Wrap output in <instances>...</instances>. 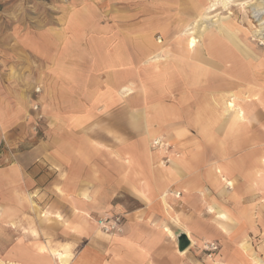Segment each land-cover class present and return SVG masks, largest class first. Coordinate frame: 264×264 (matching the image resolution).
Segmentation results:
<instances>
[{"label": "crops", "instance_id": "1", "mask_svg": "<svg viewBox=\"0 0 264 264\" xmlns=\"http://www.w3.org/2000/svg\"><path fill=\"white\" fill-rule=\"evenodd\" d=\"M116 1L129 3L128 20L116 14ZM211 1L75 0L60 27L22 30L1 46L0 264H61L56 251L69 254L68 264L262 260L264 106L248 96L258 91L264 101V52L248 43L259 56L253 62L212 58L209 46L225 44L212 29L203 37V62L186 53L179 37ZM155 53L165 58L158 69L148 61ZM239 65L243 79L232 72ZM38 84L44 91L35 95ZM129 84L131 95L121 91ZM226 91L241 95L249 115L237 143L227 125L206 137L189 123ZM138 112L180 119L168 118L149 139L131 123ZM219 165L234 189L218 177ZM112 215L123 218L120 234L98 228V219ZM182 234L190 243L184 251ZM203 242L219 243L215 261Z\"/></svg>", "mask_w": 264, "mask_h": 264}, {"label": "bare ground", "instance_id": "2", "mask_svg": "<svg viewBox=\"0 0 264 264\" xmlns=\"http://www.w3.org/2000/svg\"><path fill=\"white\" fill-rule=\"evenodd\" d=\"M232 2L237 3V0L236 1L235 0H212L210 2L209 6L204 9V12H202L198 16V18L195 20V23L192 24L191 23L192 21L190 22L195 27L193 28L192 26H190L192 28H189V29H187L188 28L187 27L186 28L187 30L183 34H181V36L179 37L180 40H182V38H184V41L186 42V50H185L186 53H188L191 57L197 58V59L201 60V62H203L202 61V55H201V50L203 49L202 38H203V36H205L207 34V32H209L212 29H215V31L217 32V35L222 36L221 38L224 40L225 44H223V45L217 44L219 47L216 48V50H215V48L213 49V46L212 47L209 46V55L212 58L216 57L218 59L220 58V59L226 60V61L239 60V61H244L246 63L247 62H253L254 59L259 58V56L248 45V43L243 42L235 32H233L225 24H223V22L220 20V18L217 17V15L216 16L212 15L213 13H215L218 4L228 6ZM243 6L251 8L253 10L252 12L254 14V17H256V18H259V16L261 14H264V1H262V0H247L245 3H243ZM216 17L218 19L214 21V19ZM259 21H260V19H259ZM261 22H263V20ZM211 24H217V26L214 28H211L209 30V26ZM258 33H259V35H264V24L261 23V26H260V29L258 30ZM157 44H159L160 46L163 45V40H161V39L158 40ZM261 45H264V44L261 43ZM160 51L162 52V55L166 56V58H168V56H169V58L172 57V53L169 52L168 50L164 49V47L161 48ZM122 59H123V57L122 58H116V66L119 65L120 60H122ZM260 59L264 60V58H260ZM210 60L212 61V59H210ZM148 61L151 62V65L154 66V68L158 69L159 63H161L162 61H165V58L163 60L159 53H155V54H152L148 58ZM121 63H123V62H121ZM244 68L245 67H243L242 65H239L237 68H235L232 71L234 77L237 76V77H239V79H243L244 76L246 75V71ZM199 73H200V75H206L207 74V73H205V69L203 67H200ZM263 80H264V77H263ZM227 83L229 84L228 81H227ZM134 90H135L134 86L131 84L125 85L124 87L121 88L122 92L128 93L127 95L133 94ZM238 96H241V95L238 94ZM238 96H236L235 92H233V91H230V92L226 91L223 94H221L219 96V98L217 97V99H216V97L211 98L210 102L207 103L208 105H205L204 107H202L200 109L201 110L200 114L196 116V119L189 121V123L195 124L197 127L201 128L202 134L206 137L208 135L211 136L209 129H211L213 126H219L221 128L222 126L224 127L227 125L228 126V128H227L228 136L233 139L234 143H237V141L240 139V134L242 133L243 128H245L246 123L249 122L248 121L249 120L248 111L246 108H244V106L241 103L238 102V99L239 100L241 99V98H238ZM248 98L255 100V101H258L259 103H261L264 106V101L260 97V92L257 91V92L251 93L248 96ZM241 101H244V100L241 99ZM245 102H247V101H245ZM168 118H171L174 120L180 119L179 115L178 116H169L166 114V112H163V113L161 112L158 114L156 113L152 117L144 116V113L141 114V112L133 113L130 115L131 123L134 125V127L138 130H143V131L145 130L149 139L152 138V136H155L154 135L156 133L155 129L157 127L161 128V126L168 121L167 120ZM151 129L153 132H150ZM261 163H262V165H264V156L261 158ZM215 172L217 173L218 177L221 176V178H222L221 180H223L227 184V186H229L231 189H234V187H235L234 181L226 179V177L223 175V169H222V167H220V165L215 166ZM141 195H143V194H141ZM218 213L222 218H225V215L222 211L217 212V214ZM227 232H228V230H227ZM193 243H194V241H192V244ZM71 244H72V242H71ZM245 248L248 249V246H246ZM39 250H40V252L44 253L46 251V248L40 247ZM61 251H63V250H61ZM54 253L58 254L60 256V260H61L62 264H68L69 263V261H70L69 254L66 251H64V252L56 251Z\"/></svg>", "mask_w": 264, "mask_h": 264}, {"label": "rangeland", "instance_id": "3", "mask_svg": "<svg viewBox=\"0 0 264 264\" xmlns=\"http://www.w3.org/2000/svg\"><path fill=\"white\" fill-rule=\"evenodd\" d=\"M246 1L247 0H237V3L232 2L228 6L218 4L215 13L212 15H217L223 24L235 32L244 42L253 44L255 48L264 52V45H261V43L264 44V35H259L258 33L261 23L264 24V14H261L259 18L254 17L253 10L243 6V3ZM74 6L75 0H0V48L2 49L1 46L5 47L7 44H10L12 40L17 41V39H19L18 35L22 30H24L25 34H28L39 30H47L50 27H60L62 25V16L63 14L65 15V11L67 8L73 10L75 8ZM208 6L209 5H207L206 8ZM129 10V3L118 4L116 1V14H120L122 21L128 20ZM217 17L214 21L218 19ZM262 20L263 22H261ZM192 24L190 26L194 28L195 26ZM190 26L186 28H192ZM216 26L217 24H211L209 30ZM187 29H184V32ZM159 38L160 37H157V39ZM37 87H41L42 92L44 91L43 86L38 84L34 86L33 92ZM236 94L238 93L236 92ZM238 98L240 97L238 96ZM238 102L241 103V99H238ZM209 243L211 242H203L201 248L209 261H215V254L217 253L210 257L205 249L206 244ZM217 245L220 250L219 243H217ZM256 246L258 249L264 247V243L261 239ZM55 255L60 259L58 254ZM262 260L260 261L257 259L254 264H264V257H262Z\"/></svg>", "mask_w": 264, "mask_h": 264}, {"label": "built area", "instance_id": "4", "mask_svg": "<svg viewBox=\"0 0 264 264\" xmlns=\"http://www.w3.org/2000/svg\"><path fill=\"white\" fill-rule=\"evenodd\" d=\"M35 95H40L42 93V88L37 87L34 90ZM41 105L39 102H36L32 105V112L34 113V122L33 129L35 131L40 127L41 122L43 121V115L40 113ZM123 218L121 215H112L110 217H103L98 219L97 225L98 228L105 234L116 235L120 234L123 230ZM205 249L209 253L210 257L213 256L219 250L217 243L206 244Z\"/></svg>", "mask_w": 264, "mask_h": 264}, {"label": "water", "instance_id": "5", "mask_svg": "<svg viewBox=\"0 0 264 264\" xmlns=\"http://www.w3.org/2000/svg\"><path fill=\"white\" fill-rule=\"evenodd\" d=\"M178 242H179L180 250L181 251H184L183 249H181L182 244H185V243H188V245L190 244L189 241H188V239H187V236L185 234H182V235H180L178 237Z\"/></svg>", "mask_w": 264, "mask_h": 264}, {"label": "trees", "instance_id": "6", "mask_svg": "<svg viewBox=\"0 0 264 264\" xmlns=\"http://www.w3.org/2000/svg\"><path fill=\"white\" fill-rule=\"evenodd\" d=\"M187 246H189L188 243L182 244L181 249L185 250Z\"/></svg>", "mask_w": 264, "mask_h": 264}]
</instances>
